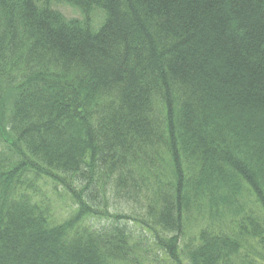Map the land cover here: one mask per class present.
I'll list each match as a JSON object with an SVG mask.
<instances>
[{"label": "trees", "instance_id": "trees-1", "mask_svg": "<svg viewBox=\"0 0 264 264\" xmlns=\"http://www.w3.org/2000/svg\"><path fill=\"white\" fill-rule=\"evenodd\" d=\"M39 183L76 205L62 223ZM108 192L143 220L93 205ZM149 243L264 264V0H0V264H138Z\"/></svg>", "mask_w": 264, "mask_h": 264}, {"label": "rangeland", "instance_id": "rangeland-1", "mask_svg": "<svg viewBox=\"0 0 264 264\" xmlns=\"http://www.w3.org/2000/svg\"><path fill=\"white\" fill-rule=\"evenodd\" d=\"M50 7L62 14V16L66 19L81 20L83 18L81 12L78 9L71 7L66 3L51 1ZM89 18L90 20L88 27L91 31L95 32L103 24L105 16L101 10L93 9L89 15ZM38 191L39 195L36 197L37 201L46 206L49 211L50 221L55 224L62 223L69 216H71L77 208L72 199L60 189L58 192H52L49 186H43L41 183H39ZM93 205H99V209L103 213L104 206L106 205L110 214H120L143 220V213L139 211L137 206L127 204L125 200H122L121 197L116 196L113 193L108 192L106 196H101L97 202H93ZM100 222L104 223L106 222V219L103 218L101 221L95 219L93 224L95 226H100ZM136 242H138V240L135 238V243ZM144 247L146 251L136 250V254L140 257V260L137 261L138 264H170V262L164 259L161 253L156 248H154L153 244L149 243Z\"/></svg>", "mask_w": 264, "mask_h": 264}]
</instances>
